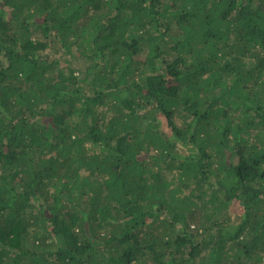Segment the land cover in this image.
I'll return each instance as SVG.
<instances>
[{
  "label": "trees",
  "instance_id": "obj_1",
  "mask_svg": "<svg viewBox=\"0 0 264 264\" xmlns=\"http://www.w3.org/2000/svg\"><path fill=\"white\" fill-rule=\"evenodd\" d=\"M0 264H264V0H0Z\"/></svg>",
  "mask_w": 264,
  "mask_h": 264
}]
</instances>
